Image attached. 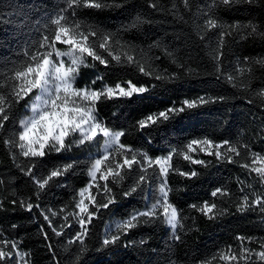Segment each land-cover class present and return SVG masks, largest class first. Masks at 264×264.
<instances>
[{
	"label": "trees",
	"instance_id": "trees-1",
	"mask_svg": "<svg viewBox=\"0 0 264 264\" xmlns=\"http://www.w3.org/2000/svg\"><path fill=\"white\" fill-rule=\"evenodd\" d=\"M154 2L157 7H150ZM104 3L108 6L100 9L76 8L72 19L80 22L82 30L91 27L98 32L111 33L113 41L130 46L123 50L133 55L137 64L120 65L112 61L107 67L99 62L95 67H81L76 86L84 87L97 76H103L94 88L105 83L126 86L131 80L137 86L148 87L149 92L131 100L97 103L98 119L112 131H124L122 143L146 151L153 158L167 156L173 149L183 152L191 140L205 138L216 144L227 140L238 148L240 155L233 154V163L218 161L202 151L201 145L193 146L197 150L190 155L206 161L205 165L191 163L181 155L173 156L172 163L180 172L197 173L185 177L170 172L167 178L171 189L169 201L182 218L183 227L177 229L179 241L172 238L162 220L145 223L141 218L137 227L122 234L115 246L107 249L101 246L109 227L114 229L118 222L145 208V199L139 191L123 195L135 179L134 175H128L118 184L109 181L115 203L96 213L87 225L89 231L84 244H69V239L80 230L77 217L69 213L79 211L75 203L79 190L90 181L89 157L102 151L103 138L98 136L82 146L73 144L69 151L51 152L38 161L33 170L38 178L70 161L80 163L66 175L54 178L37 195L32 178L22 171L30 167L31 162L19 155L18 148L4 142L11 132L19 130L20 121L29 115L28 106L36 95L34 91L13 105L5 130L0 132V239L16 241L21 252L29 253L25 257L29 264H97L101 256L106 257L107 264H236L220 260L221 253L229 254V246L237 256L242 247L251 250L249 259H240L238 264H264L256 255L264 251L261 247L264 245V211L251 206L256 196H264V181L252 171L257 156L264 157V0H238L231 5L189 0L187 7L183 0H104ZM58 6L66 7V0H0V57L23 60L22 52L28 42L39 40L48 32L43 27V18L54 15ZM26 15L31 17L32 23L25 21ZM208 16L222 27L206 29L204 21ZM38 19L41 24L37 26L34 21ZM133 23L136 26L129 27ZM251 25H255V32L251 31ZM222 33L227 34L221 41ZM113 47L116 52L121 51L119 45ZM56 48L65 51V45L59 42ZM87 63H92L90 57ZM3 64L0 59V66ZM141 64L150 75L138 71ZM0 73H3L0 81L11 75L3 67ZM157 76L163 78L156 79ZM2 91L7 93L9 88L4 87ZM201 96L223 97V100L138 130L137 122L149 114L174 105L179 107L183 100H196ZM78 138V134L72 136L69 142ZM244 164L249 167H243ZM217 188L226 190L227 195L213 197L211 193ZM91 192L97 201H102L95 187ZM244 196L248 197L249 206L241 210ZM22 201L38 203L40 209L33 207L28 211L22 207ZM204 202L215 203L217 210L224 214L209 219L199 211ZM89 207L95 210L90 203ZM41 209L57 212L50 219L58 230L64 225L63 236L53 234ZM41 229L47 233V239Z\"/></svg>",
	"mask_w": 264,
	"mask_h": 264
},
{
	"label": "snow or ice",
	"instance_id": "snow-or-ice-1",
	"mask_svg": "<svg viewBox=\"0 0 264 264\" xmlns=\"http://www.w3.org/2000/svg\"><path fill=\"white\" fill-rule=\"evenodd\" d=\"M188 2L189 0H183L185 7L188 6ZM212 2L213 4L231 5L238 0H212ZM246 2H251V0H246ZM66 4V7L58 6L59 10L54 15L49 14L43 18V27L48 32L42 34L41 39L28 42L22 52L23 60L13 61L9 56L0 57L4 61L0 67L11 73L5 80L0 81V132L5 130V123L9 120L10 109L13 105L18 104L34 91L36 93L28 106L31 114L20 121L19 130L11 132L9 139L4 142L10 147L18 148L19 155L31 162V166L26 170L22 169V171H25V174L32 178L37 195H39L54 178L66 175L80 161L73 160L65 165L52 168L48 170L46 176L39 178L33 171L38 161L51 152L69 151L73 144L82 146L86 142H93L98 136L103 138L102 151L96 156L89 157L88 176L90 181L85 188L79 190V198L75 203V208L79 211L78 213H69V215L77 217V224L80 229L69 239V244L77 242L80 245L84 244V238L88 236L89 231L87 225L91 223L96 213L101 208L107 209L109 205L115 203V196L109 187V181L111 180L112 184H118L128 175H134L135 179L123 195L129 196L139 191L145 199V208L132 213L128 219L118 222L114 229L109 227L101 241V246L105 249L109 246H115L122 234H127L128 230L137 227L141 218H144L145 223L162 220L169 227L172 238L179 241L181 237L177 229L183 227L182 218L179 210L169 201L171 189L168 186L167 178L170 172H177L185 177L196 176L197 173L195 171L180 172L172 163L173 156L181 155L184 160L191 163L205 165L206 161L193 159L190 155V152L197 150L193 146L203 145L201 150L207 152L208 155L215 156L218 161L226 160L228 163H233V154L239 156L240 151L227 140L216 144L211 139L205 138L191 140L183 152L173 149L167 156L153 158L146 151L133 149L131 146L122 143L121 138L125 132L112 131L103 121L99 120L96 105L105 100H131L134 96H143L149 92V88L137 86L131 80L126 82V86L121 83H117L115 86L105 83L100 88L92 87L97 83V80L102 81L103 76H97L91 84L84 87L76 86L81 67H95L96 62L106 67L112 61L120 65H135L137 62L133 55L123 50L130 46L121 45L119 40L113 41L111 33L98 32L91 27L82 30L80 22L72 19L76 8L100 9L107 7L108 5L104 3V0H66ZM150 7L156 8L157 4L154 2ZM209 11H212L211 7H209ZM24 19L27 23H32L30 16L26 15ZM204 23L208 30L222 27L211 16H208ZM34 24L40 25L41 20H35ZM135 26L133 23L129 27ZM250 27L251 31H256L255 25ZM36 30L39 31V27ZM226 34H221V41L223 35ZM90 37L95 39L90 40ZM57 42L68 46V50L61 51L56 48ZM114 44L121 47L120 52L114 50ZM89 57L92 59L91 64L87 63ZM215 58L218 60L219 54ZM9 64L12 67L9 68ZM217 70L219 71V66H217ZM138 71L144 75L151 74L145 70L142 64L138 65ZM162 78L156 77V79ZM228 79L231 80L232 77L229 76ZM4 87L9 88L7 93L2 91ZM217 100H223V97L201 96L196 100L185 99L179 107L174 105L139 120L137 128L144 130L173 119L188 110ZM77 134L79 138L69 142V138ZM257 162L262 166L255 167L252 171L264 181V157L257 156L253 163ZM242 166L249 167L247 164ZM100 181L103 183L101 184ZM93 187L96 188L97 194L103 197L102 201H97L96 196L92 194L91 189ZM218 194L227 195V192L217 188L211 193L213 197ZM86 200L93 206L94 211L90 210L89 203H85ZM243 201L244 203L240 206L241 210L249 206L247 196L243 197ZM21 205L26 207L28 211H32L33 207L40 209L38 203L33 205L30 202L22 201ZM251 206H258L264 211V196H256L251 201ZM192 207H196V205H192ZM62 211L63 209H61ZM199 211L209 219L224 214L217 210L215 203L209 204L208 202H204ZM41 215L47 221L48 227L54 235L58 237L64 235V225H61L60 230H58L57 227L53 226V221L50 219V217H55L57 212L41 209ZM64 220L67 221L68 217L65 216ZM67 227L70 228L71 225L68 224ZM41 233L45 239L48 238L43 229H41ZM237 239L243 240L244 238L237 237ZM48 247L51 248V245ZM261 247L264 248V245ZM83 250L81 248V251ZM249 253H251L250 249L242 247L240 256H237L229 246V254L221 253L220 260L238 264L240 259H249ZM28 255L29 253L19 250L16 241L0 239V264H29V261L25 260ZM256 255L259 260L264 261V251H260ZM97 264H107L106 257L101 256Z\"/></svg>",
	"mask_w": 264,
	"mask_h": 264
},
{
	"label": "rangeland",
	"instance_id": "rangeland-1",
	"mask_svg": "<svg viewBox=\"0 0 264 264\" xmlns=\"http://www.w3.org/2000/svg\"><path fill=\"white\" fill-rule=\"evenodd\" d=\"M67 50H68V46L65 45V51H67ZM54 58H55V56H54ZM65 59H67V58H65ZM89 84H91V83H89ZM89 84H87V85H89ZM85 86H86V85H85ZM92 87H93V85H92ZM30 114H31V113H30V111H29V115H30ZM29 115H28V116H29ZM28 116H27V117H28ZM25 119H26V118H25ZM259 166H262V165H261L259 162H257V163H256V167H259ZM85 203H89V201L86 200Z\"/></svg>",
	"mask_w": 264,
	"mask_h": 264
}]
</instances>
